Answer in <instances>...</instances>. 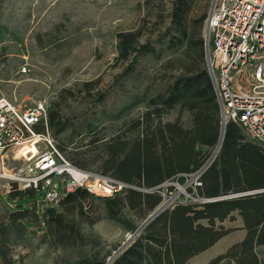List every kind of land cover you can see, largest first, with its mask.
Listing matches in <instances>:
<instances>
[{"label": "rangeland", "instance_id": "obj_1", "mask_svg": "<svg viewBox=\"0 0 264 264\" xmlns=\"http://www.w3.org/2000/svg\"><path fill=\"white\" fill-rule=\"evenodd\" d=\"M174 1L0 0V97L20 108L43 103L48 114H58L65 131L58 136L49 133L56 145L67 148L64 157L85 153V171L103 175L100 162L106 157L105 145L119 135L128 142L137 138L141 130H133V126L151 110L148 101L188 73L197 50L195 43L202 41L205 49L206 21L213 0L194 2L187 20L189 38L182 46L177 44L178 34L170 30ZM121 33H138L139 43L155 49L154 53L141 54L132 66V60H121ZM246 83L245 74L240 84ZM178 119L184 128L190 127L189 113L179 109L161 118V123ZM148 121L150 133L155 132L159 121ZM241 131L248 141L246 132ZM95 140L100 141L93 143ZM194 173L164 182L159 187L163 196L160 206L169 209L175 203L203 202L196 197ZM21 200L29 211L24 221L27 226L10 212ZM159 207L146 217L125 207L123 217L135 227L132 232L109 220L105 205L95 200L90 212L98 219L95 225L66 215L85 242L71 248L55 247L43 230V214L58 206H46L44 195L22 191L18 184L0 179V252L5 253H0V264H86L87 260L108 264L129 239L130 245L146 229L147 220ZM234 216L222 223L230 233L188 264H210L245 238L244 223L237 213ZM256 253L264 261V246Z\"/></svg>", "mask_w": 264, "mask_h": 264}, {"label": "trees", "instance_id": "obj_2", "mask_svg": "<svg viewBox=\"0 0 264 264\" xmlns=\"http://www.w3.org/2000/svg\"><path fill=\"white\" fill-rule=\"evenodd\" d=\"M195 1L175 0L173 3L170 30L178 34L179 46L188 41L187 20ZM139 38L138 33L118 35L119 58L132 60L131 66L141 54L155 51L150 46L141 45ZM194 45L197 50L188 73L164 93L149 100L147 104L151 110L133 126V130L138 128L141 134L130 142L119 135L105 145L106 157L102 158L100 169L104 176L110 175L113 180L130 187L119 194L125 195L123 199L119 195L111 199L95 198L85 190L77 189L68 193L58 208L44 212L43 230L55 247L71 248L85 242L80 229L70 225L66 215H75L80 222L95 225L98 219L90 215L95 200L105 205L109 220L135 231L131 221L123 217L125 207L146 217L162 203L159 187L164 182L194 173L206 163L220 137L219 106L205 67L203 42ZM176 109L189 113V128H184L179 119L164 125L161 123V118ZM152 118L159 122L155 132L150 133L148 120ZM46 123L54 136L65 131L60 127V116L56 113L50 112ZM45 130L44 125L37 129L39 133ZM57 146L66 153L64 145ZM67 159L81 170L88 169L85 153H70ZM200 183L196 187L198 198L234 197L211 203H175L147 226L112 264H188L230 233L222 223L234 220L235 213L244 223L245 238L210 264H264L256 253L257 248L264 246V192L249 194L264 190V147L249 139L246 141L239 126L228 125L219 154L201 176ZM142 189L152 192L144 193ZM12 196L15 195L9 197ZM26 207L21 200L10 212L27 226L24 222L29 213ZM86 264L103 263L87 260Z\"/></svg>", "mask_w": 264, "mask_h": 264}, {"label": "built area", "instance_id": "obj_3", "mask_svg": "<svg viewBox=\"0 0 264 264\" xmlns=\"http://www.w3.org/2000/svg\"><path fill=\"white\" fill-rule=\"evenodd\" d=\"M205 62L219 106L220 138L192 175L196 187L218 156L228 125L239 126L249 140L264 145V0H213L206 21ZM47 115L43 103L20 108L0 97V179L43 194L49 207L77 189L111 199L130 188L69 162L49 133ZM43 125L46 130L39 133Z\"/></svg>", "mask_w": 264, "mask_h": 264}, {"label": "water", "instance_id": "obj_4", "mask_svg": "<svg viewBox=\"0 0 264 264\" xmlns=\"http://www.w3.org/2000/svg\"><path fill=\"white\" fill-rule=\"evenodd\" d=\"M264 191H256V192H253V193H249V194H257V193H262ZM43 196V194H41ZM244 195H248V194H244ZM243 196V195H242ZM228 199V197H223V198H218V199H210V200H204L203 203H211V202H217V201H223V200H226ZM168 208L166 207H162L160 206L150 217L149 219L147 220V223L146 225L144 226V228L146 226H148L151 222H153L159 215H161L164 211H166ZM129 241L130 239L123 245V247L114 254L113 257L110 258L108 264H111L112 261L124 250L128 247L129 245Z\"/></svg>", "mask_w": 264, "mask_h": 264}, {"label": "bare ground", "instance_id": "obj_5", "mask_svg": "<svg viewBox=\"0 0 264 264\" xmlns=\"http://www.w3.org/2000/svg\"><path fill=\"white\" fill-rule=\"evenodd\" d=\"M16 150H18L17 148L16 149H13V151H16Z\"/></svg>", "mask_w": 264, "mask_h": 264}]
</instances>
